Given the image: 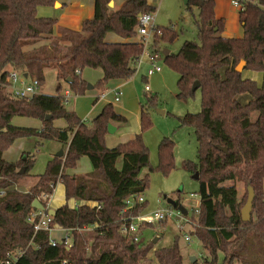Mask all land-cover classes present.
<instances>
[{"label":"trees","instance_id":"1","mask_svg":"<svg viewBox=\"0 0 264 264\" xmlns=\"http://www.w3.org/2000/svg\"><path fill=\"white\" fill-rule=\"evenodd\" d=\"M54 3L0 0V264L9 253L20 251L25 253L17 264H142L155 242H133L121 233L119 219L126 198L144 193L149 186L148 176L142 177L143 170L153 171L142 137L152 124L146 110H141L142 132L110 148L106 144L109 124L127 122L113 104L105 105L89 126L67 109L61 83L56 95L42 93L30 100L10 97L3 83L10 70H18L36 77L43 86L45 71L53 67L58 78L78 96L88 89V82L82 78L86 69L102 71L103 78L95 85L101 90L112 80L127 81L136 73L135 62L143 54V45L140 40L108 43L106 36L115 33L132 40L138 35V17L154 13L156 8L148 0H127L118 11L110 12L106 1L97 0L95 16L83 23L79 40L57 54L45 46L36 48V44L53 37L57 22L55 18L38 17V7ZM186 6L199 11L196 25L200 43L185 42L178 53H169L165 62L179 74L180 98L194 96L198 89L202 93V110L180 119L181 126L194 129L199 144V163L186 165L194 175L199 173L201 228L195 235L207 255L194 263L264 264V81L258 84L243 76L245 70L264 73V0H246L240 11L242 38L222 36L226 21L216 16L214 0H188ZM157 30L154 46L178 37L173 27L158 26ZM242 61L246 63L244 70L238 72ZM241 96H246L244 104L239 101ZM15 117L39 119L44 126L41 130L16 126L12 123ZM58 119L66 121V128L54 126ZM27 136L57 140L67 150L63 157L48 162L37 183L22 191L18 181L29 173L35 159L24 155L10 162L4 153L17 139ZM174 149L173 140H162L158 168L165 174L175 167ZM83 157L89 158L93 172L70 174L68 170L77 168ZM120 160L122 165L118 167ZM22 168L24 174H20ZM238 182L247 188L241 199ZM58 183L65 187L67 203L56 210L53 223L73 230L70 250L63 244L53 247L49 231L35 232L29 222L35 210L33 201L42 192L53 193ZM248 186L255 190L257 221L254 217L250 221L242 219ZM71 199L97 202L101 208H72L68 205ZM95 224L93 231L77 230ZM255 237L257 240H253ZM89 243L91 254L86 250ZM158 257L161 264H184L177 241Z\"/></svg>","mask_w":264,"mask_h":264},{"label":"rangeland","instance_id":"2","mask_svg":"<svg viewBox=\"0 0 264 264\" xmlns=\"http://www.w3.org/2000/svg\"><path fill=\"white\" fill-rule=\"evenodd\" d=\"M155 2L156 11L153 13L156 17L155 24L162 27H173L174 31L178 34V37L173 42L158 43L157 46L162 48L163 55L165 49L174 54L178 53L187 41L200 43L196 25L199 13L197 8L188 9L185 0H156ZM160 65L162 71L152 76H148L147 74V65L137 69L134 76L129 80V84L121 88L122 95L120 101L115 100L114 88L106 89V93L108 94L107 99L100 98L96 100L103 92L105 93V90L96 88L82 96L75 95L71 91L72 95L69 96V102L66 106L67 109L74 110L77 115L79 114V118L86 116V124L91 126L94 117L101 112L103 106L107 103L113 104L119 113L121 112L128 118V123H112L116 127V131L109 134V139H113V143L116 146L122 142H127L132 136L131 133L134 129L136 130L139 127L138 134L142 132L141 110L144 108L152 124L142 132V137L149 149L150 163L153 168V171L146 168L142 172V177L147 175L149 179V186L143 193L146 201L144 211L152 213L158 208L170 206L168 199H178L187 209L189 216H193L194 208L197 204L199 206L200 203V182L194 178V173L188 170L186 163H199V144L194 129L181 126L180 119L189 113L197 114L202 110V93L198 89L194 96L180 98L178 96L179 74L165 62L164 58L160 62ZM243 76L255 80L258 84H262L264 81V73L252 70H245ZM96 82L90 81L89 84L95 85ZM60 83L63 85V90H69L67 83L58 78L57 69L54 67L48 68L45 71V81L41 92L45 95H56ZM147 86L150 88L149 91L146 90ZM245 97H239V101L243 104L245 103ZM151 99L155 101L150 102ZM95 101L97 102L95 103ZM63 121V119H58L56 124L61 125ZM164 138H170L175 143V167L168 174L163 173L158 168L160 163L159 148ZM106 143L112 144L109 140H106ZM64 147L65 144L62 142L45 140L37 136H27L17 139L5 151L4 158L10 162H16L24 155L34 157L35 159L34 165L29 171L32 176L28 173L22 177L18 181L19 189L22 184L23 191L25 189L28 191L31 186L37 183L39 180L38 176L45 172L49 160L53 156H56ZM66 150L67 148L64 149V152ZM121 165L122 161L120 160L118 167H121ZM76 169L79 170L80 175H88L93 172V167L88 157H83L79 167ZM237 186L239 198L241 199L247 193V188L241 182H238ZM53 193L51 202L62 203L65 201L67 203L62 183L57 184L53 189ZM68 203L70 207L77 204L72 199ZM245 203L246 198L243 206ZM53 205L55 206V204ZM255 212L256 210L252 211V218L254 217V221H257ZM195 234L192 236L191 242L185 241L183 236L178 232L174 220L146 228L143 231L140 242L141 244H145L149 241H154L155 247L143 260L142 264H161L158 257L159 254L165 248L174 245L176 241L184 255V264H195L191 261L192 257H197L196 261H201L207 255V252ZM57 238L61 239L58 236ZM253 240H257V238L255 237ZM102 247L103 245H101L99 251L102 250ZM96 255L98 256V254ZM259 264L262 263L259 262Z\"/></svg>","mask_w":264,"mask_h":264},{"label":"built area","instance_id":"3","mask_svg":"<svg viewBox=\"0 0 264 264\" xmlns=\"http://www.w3.org/2000/svg\"><path fill=\"white\" fill-rule=\"evenodd\" d=\"M246 0H231V5L237 9L239 12L244 9V4ZM138 30L137 33L140 37V41L143 45V54L136 60L135 67L137 69L141 68L145 62L148 63V76H152L158 72L162 71L160 62L165 59L162 51L158 46H154L155 36L158 32V26L155 24V15L153 13L141 14L138 17ZM80 71H78L79 73ZM5 91L7 95L12 98L26 99L30 100L33 97L41 94V84L36 77H25L24 74L18 70H10L5 82ZM149 91V86L146 87ZM122 92L115 93V100L120 101ZM70 93L63 95L64 101L68 104ZM102 97H105L103 95ZM3 193V192H2ZM53 193L42 192L37 196L46 210L35 209L29 216V222L33 225L35 232L38 231H49L50 233V244L56 247L58 244H63L67 250H70L74 244V238L72 231L70 229L62 228L53 223L54 216L49 214V209L51 208V198ZM145 196L143 193H134L130 195L125 200V205L121 210V217L119 219L121 226V233L125 236L131 238V240L137 244H141L140 239L142 237L143 231L150 226L155 224H163L169 220H174L178 232L183 236L185 241L191 242L192 236L201 228L198 216L201 212V198L199 206L194 208L193 216H189L188 212L185 214L177 207L168 206L158 208L152 213H147L144 211L143 205L145 204ZM87 205L91 208L100 209L101 205L97 202H82L75 204V208L79 206ZM139 208L140 211L136 212ZM97 227V224L93 226L84 227L81 230L84 232L93 231ZM60 231L62 233L61 239L54 236V233ZM92 242V241H91ZM86 250L88 254L92 253L91 243L87 244ZM25 251H20L18 253H9L2 264H17L19 258L24 255ZM66 263V261H65Z\"/></svg>","mask_w":264,"mask_h":264},{"label":"crops","instance_id":"4","mask_svg":"<svg viewBox=\"0 0 264 264\" xmlns=\"http://www.w3.org/2000/svg\"><path fill=\"white\" fill-rule=\"evenodd\" d=\"M101 1H106L107 5L109 7V11L113 12V11H118L125 4V2L127 0H101ZM155 1L156 0H148V3L151 6L156 8V6H155L156 2ZM214 1H215L216 16L218 18H223L226 21L225 30L222 33V36L225 38H234V37L242 38L244 35V29L240 23V12L231 5V0H214ZM96 2H97V0H55L54 5H52V6H40V7H38V10H37L38 17H40V18H55L57 20V22L55 25L53 37L51 39L44 41V42L36 44V48H40L41 46H45L48 48L49 51L54 50V51H56L57 54L66 52L71 47V45L74 43V41L77 42L79 40V33L81 32L83 23L86 20H92L94 18L95 12H96ZM156 26H158V25L156 24ZM139 40H140L139 35H137L132 40L131 39H124L115 33H108L106 36V42H108V43H123V42H130V41L136 42ZM159 49L162 50L161 47H159ZM166 50L167 49H165L164 52ZM169 53H171V52L169 51ZM144 65H147V67L149 69V65L147 62H145L143 64V66ZM82 78L84 80H86L88 82V84L90 81H93V82L97 81L98 82L100 79L103 78V73H102V71L96 70V69H86L82 72ZM129 80H127V81H123V80H112V81H110L105 88V93L103 92L102 95L98 96L96 100H99L100 98L107 99V97H108V94L106 93L107 88L108 89L114 88L115 89L114 93L121 92V88H123V86L126 87L129 84L128 83ZM96 83H95V85H96ZM95 85H93L92 89H87V92L85 94H87L89 91H91L93 89H96ZM67 86H69L68 83H67ZM41 89H42V86H41ZM63 92H64L63 95H65L67 93H70V95H72V92L70 91V89L69 90L65 89V90H63ZM41 94H42V92H41ZM103 95H105V97H102ZM79 96H82V95H79ZM96 102L97 101H95V103ZM107 104H105V105H107ZM104 107L105 106H103V108ZM103 108H102V110H103ZM102 110H101V112H102ZM115 110L117 113H119L116 108H115ZM69 111L75 112L74 110H69ZM99 114H97V116ZM119 114L125 116L121 112ZM96 117H94V119ZM86 119H87L86 116L81 118V120L84 122H86ZM56 122H57V120H55V122H54V126L56 128L64 129L67 126L65 120L63 121V123L61 125H57ZM114 122H116V121H113L112 123H114ZM12 123L16 126L34 128L37 130H41L44 126L43 121H41L39 119H35V118H28V117H15L13 119ZM117 123H120V122H117ZM126 123H128V118H127ZM117 125H119V124H117ZM117 130H118V126H117ZM138 130H139V127L136 130L134 129V131H132V133H131L132 138L130 137L128 141L133 140L135 138V136L138 134ZM109 134H111V133H108L106 140H109L110 142H112V144L111 143L110 144L106 143V144L108 147L113 148L116 146V144L113 143V139L112 140L109 139ZM122 143H125V142H122ZM66 148H67V146L65 145L64 149H66ZM64 149H62V150H64ZM65 153L66 152H64V155H65ZM54 157H57V156H53V158ZM53 158H51V159H53ZM81 159H80V161H81ZM80 161L78 162L77 167H79ZM75 169L68 170V172L70 174L80 175L78 172L79 170L78 169L75 170ZM17 187H18V184H17ZM18 189H19V187H18ZM21 189H22V191L24 190L22 184H21V187L19 190H21ZM26 190L27 189H25V191ZM64 191H65V187H64ZM72 201L77 202V204L82 203V202H84V203L87 202V201H80L79 202V201H76L73 199H72ZM65 203H66L65 201L62 203H57V202L55 203V201L51 202V208L50 209L57 210L59 207L63 206ZM53 204H55V206ZM71 207L74 208V206H71ZM54 236L55 237H57V236L61 237L62 233L60 231H57L54 233Z\"/></svg>","mask_w":264,"mask_h":264},{"label":"water","instance_id":"5","mask_svg":"<svg viewBox=\"0 0 264 264\" xmlns=\"http://www.w3.org/2000/svg\"><path fill=\"white\" fill-rule=\"evenodd\" d=\"M185 3H188V0H185ZM169 54V51L166 50L164 52V55L167 56ZM245 61H242L238 66H237V71L238 72H242L244 70L245 67ZM25 77H28V74H24ZM93 85L88 84V89H92ZM51 117H47V119H50ZM109 129V133H113L114 131H116V127H114L112 124H109L108 126ZM219 149L227 152L226 148L223 147H219ZM64 155V150H61L57 153V157H63ZM25 172V168H22L20 170V174H24ZM194 178L199 179V173H196L194 175ZM254 199H255V190L252 186H248V197H247V201L245 203V205L243 206L242 210H241V214H242V219L243 221H250L251 217H252V211H253V203H254ZM168 204L173 206V207H177L179 210H181L183 213H187V209L185 208L184 205H182L181 203H178L177 200L175 199H168ZM32 206L35 209H39V210H46V207L44 206V204L39 200V199H35L33 201ZM49 214L52 216H55L56 210L54 209H49ZM197 260V257H192L191 261L194 263Z\"/></svg>","mask_w":264,"mask_h":264}]
</instances>
